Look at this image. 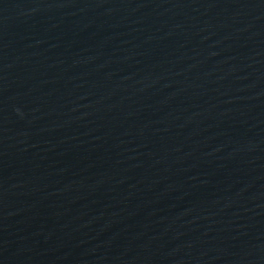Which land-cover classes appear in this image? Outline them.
<instances>
[{
	"label": "water",
	"instance_id": "1",
	"mask_svg": "<svg viewBox=\"0 0 264 264\" xmlns=\"http://www.w3.org/2000/svg\"><path fill=\"white\" fill-rule=\"evenodd\" d=\"M0 264H264V0H0Z\"/></svg>",
	"mask_w": 264,
	"mask_h": 264
}]
</instances>
